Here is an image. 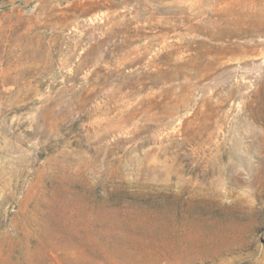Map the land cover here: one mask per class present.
I'll return each mask as SVG.
<instances>
[{"label":"rangeland","instance_id":"rangeland-1","mask_svg":"<svg viewBox=\"0 0 264 264\" xmlns=\"http://www.w3.org/2000/svg\"><path fill=\"white\" fill-rule=\"evenodd\" d=\"M0 264H264V0H0Z\"/></svg>","mask_w":264,"mask_h":264}]
</instances>
